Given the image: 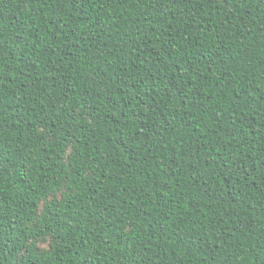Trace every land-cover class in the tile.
<instances>
[{
	"label": "trees",
	"instance_id": "trees-1",
	"mask_svg": "<svg viewBox=\"0 0 264 264\" xmlns=\"http://www.w3.org/2000/svg\"><path fill=\"white\" fill-rule=\"evenodd\" d=\"M0 264H264V0H0Z\"/></svg>",
	"mask_w": 264,
	"mask_h": 264
}]
</instances>
